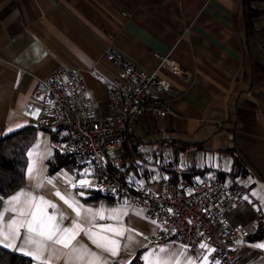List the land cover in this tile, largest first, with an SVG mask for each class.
<instances>
[{
	"label": "crops",
	"instance_id": "0c3cea01",
	"mask_svg": "<svg viewBox=\"0 0 264 264\" xmlns=\"http://www.w3.org/2000/svg\"><path fill=\"white\" fill-rule=\"evenodd\" d=\"M256 5L263 10L258 21L263 26L264 0ZM245 6L244 0H0V138L36 127L24 183L4 198L0 212L13 195L25 192L55 205L45 211L61 228H71L75 221L85 231L93 224L94 231L105 225L126 229L124 236L114 237L120 242L117 256L81 232L73 242L80 251L50 245L43 263L87 264L95 253L99 264H128L137 254L143 264L155 255L171 256L179 264H264L259 250L247 251L236 263H222L210 258L211 250L198 257L171 240L152 242L161 230L158 223L139 205L98 194L91 165L51 168L59 153L53 135L37 127L36 114L29 111L41 78L60 66H75L99 114L109 117L111 79L118 65L107 57V49L146 71L160 70L159 55L173 57L191 72L187 82L171 76L179 91L172 98L178 114L140 116L112 164L125 178L152 188L166 179L181 181L182 174L189 180L222 178L243 196L229 211L230 220L246 225L250 241L264 249V232L258 236L264 218V71L257 65L264 62V47L260 36L246 31ZM68 132L60 128L59 137L67 140ZM164 148L169 155L159 153ZM233 150L245 163L243 173L232 172ZM70 204L80 209L79 217ZM86 209L103 210L105 219L93 220ZM113 209L119 210V220L107 218ZM13 216L8 212L5 219ZM161 248L166 252L160 253ZM83 249L89 255L77 260Z\"/></svg>",
	"mask_w": 264,
	"mask_h": 264
},
{
	"label": "built area",
	"instance_id": "2783aa9c",
	"mask_svg": "<svg viewBox=\"0 0 264 264\" xmlns=\"http://www.w3.org/2000/svg\"><path fill=\"white\" fill-rule=\"evenodd\" d=\"M105 54L118 65L111 79L112 115L99 114L77 67L60 66L37 82L30 98L29 111L36 114V126L52 133L58 152L71 154L77 165L93 167L98 194L141 206L161 228L152 242L171 240L198 257L211 250L210 258L222 263H236L247 251L264 253L250 241L246 225L230 220L229 211L243 196L222 178L166 179L160 188H152L113 171L112 162L120 147L130 141L140 116L178 114L172 98L179 91L171 76L187 82L191 72L171 56L159 55L160 70L167 72L163 74L159 69L146 71L111 49ZM60 128L69 130L67 140L59 137Z\"/></svg>",
	"mask_w": 264,
	"mask_h": 264
},
{
	"label": "snow or ice",
	"instance_id": "6c2138e0",
	"mask_svg": "<svg viewBox=\"0 0 264 264\" xmlns=\"http://www.w3.org/2000/svg\"><path fill=\"white\" fill-rule=\"evenodd\" d=\"M9 131H12V129ZM81 183H86V181ZM56 195L60 196L59 193ZM22 197H24L23 200ZM60 198L65 199L63 196ZM7 203L9 207L0 212V247L19 251L23 255H27L43 264V255L50 245H59L64 249L72 248L74 252L80 251L73 246V242L76 241L81 232H84L98 248L110 253L112 256L119 254L120 242L114 237L124 236L126 229L123 226L105 225L94 231L93 228L97 226L93 224L91 228L85 231L80 223L74 221L71 228H61L56 223V217L48 215L45 211L46 207L54 208L55 205L45 201L43 197L37 201L35 197H31L25 192L13 195ZM65 203H68V201L65 200ZM69 206L73 207L71 204ZM73 210L76 212L77 217L81 215L79 208L73 207ZM85 211L91 215L93 220L96 217L105 219L103 210L96 213H92L91 209ZM8 212L14 213L15 216L5 219V214ZM107 218L119 220V210L113 209L112 214ZM107 233H112V236L106 235ZM17 241L20 243L17 244ZM200 247L206 248L207 245L201 244ZM159 251L164 253L166 249L161 248ZM88 255V250L83 249L76 259L83 261ZM90 255L91 259L87 260V264H99L101 258L95 253ZM146 260H149V258H146ZM205 261H207V257H205ZM149 264H179V261H173L171 256L165 258L155 255L154 259L149 260Z\"/></svg>",
	"mask_w": 264,
	"mask_h": 264
},
{
	"label": "trees",
	"instance_id": "16d2710c",
	"mask_svg": "<svg viewBox=\"0 0 264 264\" xmlns=\"http://www.w3.org/2000/svg\"><path fill=\"white\" fill-rule=\"evenodd\" d=\"M258 1L244 0L246 5V31L248 35L257 34L260 36L264 47V25H258V21L263 17V10L256 5ZM257 65L264 71V62ZM35 132L36 127L31 125L5 133L0 138V207L4 198L24 183L28 151L34 141ZM232 153L234 155V168L232 172L234 174L243 173L247 169L243 159L234 150ZM68 156L72 157L71 162ZM65 163H75L73 156L59 152L56 158L51 160V168L56 169ZM113 168L115 169V165ZM114 172L119 174L117 169ZM119 175L124 177L122 174ZM172 181L179 182L176 179ZM260 225L258 236L263 235L264 232V222L262 221ZM0 264H33V259L27 255H23L21 252L0 247ZM128 264H143V262L137 254Z\"/></svg>",
	"mask_w": 264,
	"mask_h": 264
},
{
	"label": "rangeland",
	"instance_id": "374dc122",
	"mask_svg": "<svg viewBox=\"0 0 264 264\" xmlns=\"http://www.w3.org/2000/svg\"><path fill=\"white\" fill-rule=\"evenodd\" d=\"M169 151H170L169 149H165V148H164V149H162V151H161V149H160V150H159V153H164V155L167 156V155H169V154H167ZM160 155H161V154H160ZM145 156H146V157H149L148 154H146ZM159 157H161V156H159ZM149 158H150V157H149ZM113 166H114V163L112 164V169H114ZM115 169H116V166H115ZM115 169H114V170H115ZM114 170H113V171H114ZM128 179H129V178H128ZM132 180H133V179H132ZM185 180H189V178H187L185 175L182 174V175H181V181H185ZM190 180H193V179H190Z\"/></svg>",
	"mask_w": 264,
	"mask_h": 264
}]
</instances>
